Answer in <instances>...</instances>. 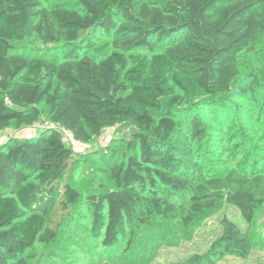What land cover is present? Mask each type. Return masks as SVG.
<instances>
[{
  "label": "trees",
  "instance_id": "1",
  "mask_svg": "<svg viewBox=\"0 0 264 264\" xmlns=\"http://www.w3.org/2000/svg\"><path fill=\"white\" fill-rule=\"evenodd\" d=\"M75 3L0 0V132L44 115L54 125L0 143V264H28L29 251L52 242L82 199L71 183L74 153L61 128L83 143L105 128L134 129L126 142L132 154L111 169L116 187L86 196L93 236L106 247L129 231L132 243L143 225L163 219L177 220L188 236L226 202L238 208L246 229L224 214L204 252L170 264H216L264 247L257 223L264 168L244 161L207 177L193 146L213 121L192 115L188 132L174 119L183 98L194 99L197 110L229 95L264 109V0ZM98 30L114 48L100 57L83 54L82 41L92 48ZM29 37L63 44L62 56L27 55L15 42ZM181 189L190 195L184 205L176 201Z\"/></svg>",
  "mask_w": 264,
  "mask_h": 264
},
{
  "label": "rangeland",
  "instance_id": "2",
  "mask_svg": "<svg viewBox=\"0 0 264 264\" xmlns=\"http://www.w3.org/2000/svg\"><path fill=\"white\" fill-rule=\"evenodd\" d=\"M44 2L49 6L58 3L76 5V0ZM92 38L95 40L92 48L86 46L87 38L82 41L83 54L100 57L114 48L112 39L102 30L94 32ZM15 44L27 55L44 58L61 57L64 48L63 44L45 45L37 37L16 41ZM104 46V51H96ZM260 49L264 55V43L260 44ZM229 98L219 105L208 100L202 110H197L194 99L186 101L183 98L176 105L174 119L181 122L188 132L191 131L192 115L198 114L202 120L214 123L213 129L193 146L195 160L207 177L224 175L232 166L242 165L244 161L249 162V169L254 164L264 168V162L259 159L264 155V109L242 98L230 95ZM45 124L51 126L46 115L30 124L8 128L0 132V143L33 137L45 129ZM60 130L66 145L74 153L76 168L71 183L81 192L82 199L74 207L72 216L62 222L52 242H37L29 251L28 264H170L204 252L220 232L219 222L224 214L246 229L247 224L238 208L226 202L217 212L197 222L188 236L184 235V229L177 220L163 219L143 225L131 238L132 243L128 242L133 236L129 231L118 245L106 247L101 238L93 236L92 209L86 196L116 187L110 176L111 169L132 154L126 142L131 140L134 129L129 125H117L103 139L97 138L91 143L80 142L64 129ZM189 197L188 192L181 189L176 201L184 205ZM257 223L264 238V205L258 211ZM216 264H264V247L253 248L246 258L225 256Z\"/></svg>",
  "mask_w": 264,
  "mask_h": 264
},
{
  "label": "built area",
  "instance_id": "3",
  "mask_svg": "<svg viewBox=\"0 0 264 264\" xmlns=\"http://www.w3.org/2000/svg\"><path fill=\"white\" fill-rule=\"evenodd\" d=\"M6 99L8 100V98H6ZM51 126H54V125L51 124ZM51 126H48L47 124H45V125H43V128L51 127ZM112 128H113V127L105 128V129L103 130L102 134H101L98 138H99V139H103V138H104V135H105L108 131H110ZM65 131L72 135V133H71L70 131H67V130H65ZM72 136H73V135H72Z\"/></svg>",
  "mask_w": 264,
  "mask_h": 264
}]
</instances>
